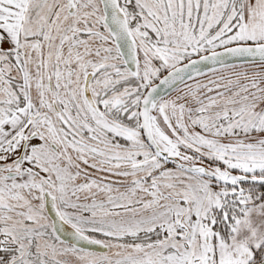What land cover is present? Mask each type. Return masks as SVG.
Returning a JSON list of instances; mask_svg holds the SVG:
<instances>
[{"label": "snow or ice", "instance_id": "1", "mask_svg": "<svg viewBox=\"0 0 264 264\" xmlns=\"http://www.w3.org/2000/svg\"><path fill=\"white\" fill-rule=\"evenodd\" d=\"M0 264H264V0H0Z\"/></svg>", "mask_w": 264, "mask_h": 264}]
</instances>
